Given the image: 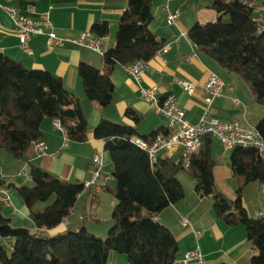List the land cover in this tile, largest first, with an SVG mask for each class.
I'll return each instance as SVG.
<instances>
[{
    "label": "trees",
    "instance_id": "1",
    "mask_svg": "<svg viewBox=\"0 0 264 264\" xmlns=\"http://www.w3.org/2000/svg\"><path fill=\"white\" fill-rule=\"evenodd\" d=\"M126 3L117 25L115 45L103 54L104 70L86 63L77 67L86 98L101 109L112 102L110 74L114 67L147 63L164 45L149 29L153 20L151 0H126ZM210 8L217 19L195 23L187 37L200 53L247 84L254 103L262 108L255 130L264 141V32H258L252 7L234 0H211ZM91 32L106 37L108 25L95 24ZM125 116L134 124L140 121L131 110ZM46 119L60 122L66 140L86 141L88 124L80 100L65 88L62 79L48 71L27 69L0 52V150L25 161L27 149L41 139ZM93 133L94 138L106 142L114 181L113 188H103L115 199L113 225L106 239L84 227L53 236L44 233L57 228L88 189L84 184L64 182L31 166L28 175L32 186L15 187L0 179V186L15 189L35 228L32 231L12 226L0 206V264H109L114 254L125 256L128 264H173L179 250L177 240L157 217L187 197L180 176L193 183L196 195L210 202L218 220L228 227L245 228L246 241L252 249L247 264H264V216H248L241 201L245 186L264 184V159L254 149L235 147L230 151V169L242 182L236 199L230 201L214 183L213 168L217 161L209 134L201 137L199 150L184 168L181 158L175 161L158 156L151 163L148 153L135 144L136 139L151 143L160 132L140 136L133 127L101 119ZM52 198L47 207L39 209ZM96 198L93 194V203Z\"/></svg>",
    "mask_w": 264,
    "mask_h": 264
},
{
    "label": "crops",
    "instance_id": "2",
    "mask_svg": "<svg viewBox=\"0 0 264 264\" xmlns=\"http://www.w3.org/2000/svg\"><path fill=\"white\" fill-rule=\"evenodd\" d=\"M0 4L12 6L18 16L38 23L43 31L42 35L30 39L29 53H25L20 49L12 21L0 9V52L22 63L27 69L48 71L61 78L65 88L79 98L82 113L88 124L86 141L74 143L66 140L64 132L53 126V120L46 119L42 124V137L27 149L25 161H17L15 169H6V172L0 168V179L6 184L11 183L15 187L28 185V179L24 184L13 182L12 179L18 180L21 173L26 174L24 169L30 170L31 166L64 182L85 184L94 176L92 158L100 154L103 182L108 188H113L110 156L105 151L106 142L94 138L93 133L101 119L133 127L140 136L167 131V119L150 110L149 104L140 96L139 87L155 88L158 99L167 95L174 96L184 112L185 119L191 125H196L204 110L205 94L202 86L209 74L214 73L221 79L224 88L213 100V119L221 123L235 122L243 129L255 130L262 116V109H258L252 94L249 96L232 74L224 73L216 62L200 53L187 37V32L195 23L204 24L217 19L216 13L210 8L211 0H151L153 20L149 29L158 42H162L163 46L170 45V49L158 53L145 63L139 84L124 67L116 65L110 74L113 85L112 102L104 109L86 98L77 73L80 63L104 70L103 55L74 45L70 40L77 38L81 33L91 32V27L95 24L107 23L109 32L106 37H102L103 44L106 50L113 48L119 19L127 8L126 0H0ZM167 11L178 13V19L170 26L166 24ZM45 14L48 15L50 29L42 25ZM50 31L64 40L61 45H47V34ZM179 81L194 84V92L191 95L184 92L178 84ZM233 100H237L239 104H234ZM128 110L140 117L139 123L134 124L125 116ZM39 144L45 145V150H39ZM177 153L180 158L181 150L178 148L159 153L158 156L173 159ZM212 154L217 161L213 168L216 189L232 201L236 198V191L242 182L232 174L229 156L226 158L230 152L224 151L222 144L214 136ZM20 163L22 167H19ZM259 188L264 193V184L251 183L243 188L241 194L242 205L250 217H257L258 212H264V198L258 195ZM105 192L111 196L107 203L108 207L113 209L115 199L110 192L105 190L95 193L90 189L77 199L70 215L57 228L43 232L53 236L71 231L73 227L77 230L84 227L88 231L89 221L100 220L90 218V214L88 219L87 210L96 217ZM93 194L97 197L95 203L92 201ZM8 196L10 204L1 207V213L6 210L8 214L3 215L11 220L12 226L33 231L35 228L29 211L15 189L8 188ZM48 205H41L39 209L42 210ZM182 220L187 221L186 226H183ZM157 221L167 227L177 240L179 250L176 260L198 250L206 264L248 263L252 249L246 241L244 228L228 227L218 220L210 202H205L194 193L193 183L185 200L164 210L158 215ZM108 223L109 227L113 224L110 218ZM107 229L103 233L98 232V237H103ZM111 257L112 262L114 255Z\"/></svg>",
    "mask_w": 264,
    "mask_h": 264
},
{
    "label": "built area",
    "instance_id": "3",
    "mask_svg": "<svg viewBox=\"0 0 264 264\" xmlns=\"http://www.w3.org/2000/svg\"><path fill=\"white\" fill-rule=\"evenodd\" d=\"M254 9V21L259 33L264 32V0H234ZM3 10L10 18L14 25V34L18 39L20 49L25 53H29L28 43L33 36L42 35L43 31L39 24L32 22L27 18L17 15L16 10L9 5L0 4ZM178 19V13H166V24L173 25ZM42 25L50 29L48 15H43ZM47 45H61L63 39L56 36L53 31L47 34ZM74 45L89 48L101 55L106 52L103 44L104 38L93 35L91 32L81 33L77 38L70 40ZM170 49V45H165L158 52L164 53ZM127 73L139 84L141 76L145 69L144 62H136L125 67ZM179 86L184 92L191 95L195 90V85L185 81H179ZM224 88L221 79L214 73H210L206 82L202 86L204 98L203 115L196 125H191L184 117V112L172 95H167L162 99L156 97V89H143L139 87V93L150 107V110L161 114L167 119V131L159 133L154 137L151 143L142 139H136L135 144L149 155L151 163H155L159 153L171 151L174 148L181 150L180 158L184 168H187L191 157L197 153L201 146V137L209 134L216 137L223 146L224 151L230 152L235 147L243 149H254L261 158L264 159V141L256 130L243 129L238 123H221L211 117L213 109V100L218 97ZM234 104H239L237 100H233ZM53 126L62 130L60 122L53 120ZM38 149L45 150V145L39 144ZM94 167L93 179L84 184L85 189L93 190L100 193L106 186L103 182L101 169V155L96 154L91 161ZM9 196L8 188L0 186V206H8ZM264 212H258V216H263ZM183 226L187 225L186 220H182ZM206 264L200 251L195 250L185 254L180 260H176L173 264Z\"/></svg>",
    "mask_w": 264,
    "mask_h": 264
},
{
    "label": "rangeland",
    "instance_id": "4",
    "mask_svg": "<svg viewBox=\"0 0 264 264\" xmlns=\"http://www.w3.org/2000/svg\"><path fill=\"white\" fill-rule=\"evenodd\" d=\"M255 3H258V0H255ZM223 21L224 22H228V19L224 18ZM224 73H227V72H224ZM233 77L236 78L237 81L239 82L238 85L244 87L246 93L249 96H251V92H250L247 84L239 76L233 75ZM258 109H262V108L258 105ZM228 156L229 155L227 154L226 158ZM178 158H179V154L178 153L176 155L174 154L173 160L176 161V160H178ZM17 161H19V160H16V159L12 158L6 152L0 150V168L4 169V172H6V169L7 170L15 169V167H16L15 163H18ZM19 165H20L19 167H22L21 163ZM24 171L26 172L25 175H23L21 173V175H20L21 177H18V178L16 177L18 180L15 181L14 179H12V181L13 182H19L20 184H24L25 181L28 179V181H29L28 186H32V184H31V182L29 180V175H28L29 174V169L26 168V169H24ZM179 180L182 183L185 192L188 194V192L190 190V186H191L192 183L188 179H186V177H184V176H180ZM258 195L264 198V193H263L262 189H260V188L258 190ZM110 197L111 196L109 195V193H107V192L104 193V195L102 197L103 199L101 200L100 209L96 213L97 214L96 217H93V218L99 219L100 221L99 222L89 221L88 226H87L88 227V232L93 234V235L97 234L95 236H99L98 232H102L103 233V231L106 230V228H108L106 233H105V235L103 237H101L103 240L106 239L108 231H109V229H111V227L108 226V224H109L108 223V219L109 218L111 219L110 216H111L112 209H110V207H108V203H107L108 202L107 199H110ZM234 200H232V201H234ZM52 201H53V198L47 204H50ZM82 202H84V201L82 200ZM87 212H88V217H89V214L91 216V211L87 210ZM3 214L7 215L8 213L6 212V210H3ZM13 219H15V218H13ZM240 227H243V226H240ZM244 230H245V228H244ZM71 231L72 232H77V229L75 227H73L71 229ZM111 258L112 257H110L109 264H128L126 257L123 256V255L114 254V258H113L112 262H111Z\"/></svg>",
    "mask_w": 264,
    "mask_h": 264
}]
</instances>
